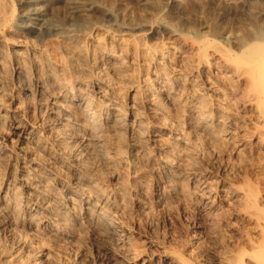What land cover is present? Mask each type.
Instances as JSON below:
<instances>
[{"label": "rangeland", "instance_id": "374dc122", "mask_svg": "<svg viewBox=\"0 0 264 264\" xmlns=\"http://www.w3.org/2000/svg\"><path fill=\"white\" fill-rule=\"evenodd\" d=\"M70 1L72 0H67V2ZM93 1L95 2V0ZM96 1H98L100 5L105 3V7L102 6L103 4L100 6L96 2V10H86L85 13L87 15L79 17L74 21L73 26L76 29V35L78 38L74 35L70 38H67L66 36L58 37V41L46 40L42 33L30 31L28 34H24L26 36L23 34L20 35L19 41L22 40L21 42L17 41V43H15V41L9 39V41L5 44L2 43V48L0 47V53L2 52L0 54V64H2V66L0 65V91H4V93L0 92V94L2 93L4 96L2 101H0V131L4 134H10L7 128V122H5L6 118L1 116L5 113L6 109L10 111H13L14 109L19 112L23 110L21 108L25 109V106L19 105L17 100H14L12 96L15 88L21 85V81H17L11 77L13 63L19 59L20 62H23L22 65L24 64L23 66H26L25 68L28 70L29 75L32 76L36 75L38 71L40 73L43 72V74H49L51 72H48L49 70L45 67L43 61V57L46 58L48 56L53 62H55L53 64L55 66H53V70L55 69L59 73V76H62L59 77L62 84L65 82L67 86L73 87V91L76 90L75 86H80L77 88L78 90L75 91L77 94L91 93V98L96 100L99 107L101 106L100 109L103 115L102 123L104 122L105 124L107 121H112L113 123V126L110 128V132L108 131L105 135L106 139L104 144H102L103 146L94 145V147L92 145L91 147V145H80V155L82 156L80 157L79 155L78 158H82L83 161L86 160L85 162L88 164H93H90L93 167V173L90 174L91 180L93 179L92 183L90 185L89 183H86V185H83L82 187L91 189L94 188L92 189L94 191L98 189L102 190L104 194L110 198V200L114 203L113 213L115 214V217H113V219L117 221V228H119V230L124 229L125 231H128L127 235L129 239L127 238V241L124 244L125 246H120V248L117 246L114 237L104 226L97 227L95 223L89 224L86 222L87 220L83 218L82 221L80 207H77V212L79 214L76 219L77 221L67 220V222H70L68 223L70 225V235L66 237H64L61 233H56V235H54L44 230L40 231V229L36 228L30 229L25 226L23 229L21 228L22 230L15 229V231L18 230V232H15L14 228L2 225L1 227L3 229L0 227V264H163L161 263V260L165 257V254L162 252L161 254V250L166 249L165 251L168 250V252H172L177 256L179 254L181 256L184 255L187 259V254L181 253V251H179V253L177 252V250L182 248V245H186L189 251L191 249L197 253H202L207 242L208 226L206 222V211L202 205L203 194H201L200 190L198 191L197 188L192 187L191 179L188 177L183 178V181L181 180L178 183L176 182L169 186L167 185L168 182L166 178L155 179V177L152 176H148L147 178L145 177V184L143 182L142 183L148 190L149 195L154 182L163 191H160V193H162L160 197L156 196V200H153L152 202L149 201L144 204L145 206H141L138 205L136 194L134 190H132V188H135L138 185L137 178L129 173L127 167L125 168L123 163H119V159H125V157L126 159H132L134 165H140L144 161L150 160L149 167L152 169L147 170L145 174L154 175L163 165V161L170 164V162L176 157H179L182 159L181 164H179L180 167L185 168V171H187L189 175L191 174V176H193L194 173H199L198 177H202L203 174H207L208 172L206 171V168H210V170L212 169V172L208 174L211 177L215 176V173L213 172H215L218 168V163L215 159L208 162L206 146H213L214 149H216L218 146L217 140L218 135L220 136L221 125L226 122V120L231 121L230 116L237 114V111L239 115L240 109L235 101H233V97H231L232 103H230V106L224 104V101L222 102V90L211 91L214 90V88L208 83H213L211 84L213 86H222V84L218 81L220 79L219 75L211 76L209 81L212 82L200 79L201 75L204 76L207 70L205 67L196 66V60L190 53V42L192 37L195 35L194 33L198 30L199 34L204 31V35L206 29H209L208 31H210V27H214L216 25V27L221 30L220 35H227L229 30H238L239 27L243 26V24L247 22V20L244 21L245 5L243 6V4L246 3L245 1L250 2L252 0H245L244 2H242L243 0H145L148 3H145L144 0H101L102 3L100 0ZM209 1H213V3ZM256 1L257 0H253L252 2L259 5L262 1L264 3V0H258V2ZM149 3H151V7L148 5ZM263 3L261 4L262 7L264 5ZM86 4L87 3H84V6L88 8L89 6ZM57 5L59 9L58 7H56L58 10L54 8L48 15L50 18L49 22H67L68 18L65 14V9H67L66 7H68V3L60 2ZM60 5L63 6L61 7ZM25 6L26 5L21 0H0V21L2 16L11 9H14L13 16L15 15L14 18L17 19L18 15L22 14L23 11L27 9V6ZM106 6L110 7V11ZM61 10L63 11L61 12ZM92 11H94V14ZM95 11L98 18L95 15ZM53 12H55L57 16H54L55 13L53 14ZM167 12L169 13L167 14ZM204 13L205 15H203ZM177 14L178 16H176ZM238 16L240 21L230 20L232 17L238 18ZM53 17H57L58 19H56L58 21ZM207 18L210 19V22L208 23L209 25L206 23L209 21V19L206 20ZM224 21L225 23L227 22V25ZM239 24L242 25L240 26ZM231 27L233 29H231ZM12 36L13 35L11 34V37ZM134 40L138 43V45L140 43V46H136V43L133 42ZM42 43H44V45ZM60 43H62V45ZM142 45L144 47H149V49L146 47L143 50L144 47ZM62 46L67 49L70 46V49H73V51H70L69 49L67 53L66 48H63ZM134 46L135 48H140L138 50L137 48L133 50ZM101 47L104 49H101ZM18 51H22L21 55L18 54ZM140 51H142L141 53L143 55H140ZM37 52H42L41 54H43L38 56L42 57V60L40 61L33 58L35 55L37 56ZM22 53L27 57L23 58ZM144 53L146 54L144 55ZM147 54L148 56H146ZM4 57H7V59ZM24 59H27L28 61ZM210 59L211 62L209 61V64L211 63L212 65L213 63L212 66L217 64V60L214 57H210ZM119 60L121 62H119ZM181 60L185 61L188 65L183 63ZM11 62L13 63L11 64ZM25 62L26 64L30 63V65L27 66ZM179 62H182L183 65ZM112 63H114V65ZM114 66L118 68H116L117 71ZM127 67L130 69L127 70ZM156 70H158V72ZM34 72L36 73L34 74ZM122 76H124L125 79ZM113 77H118L119 79H114ZM111 79L114 80L112 81ZM134 80H136V83L139 82L138 85ZM160 80L162 83H165L167 87L165 90L159 88L160 85L158 82ZM110 81L112 84H108ZM104 82H108L107 85L111 88V95L114 96L113 99L109 93L110 88H108V93H103L102 91V96L99 93L97 85L100 83L104 84ZM136 85L141 88L136 89ZM13 86L16 87L14 88ZM51 86L50 89H54L51 91L56 93L59 92L57 85ZM136 90H141L138 91L141 93L136 94L138 93ZM193 93H195L194 96ZM115 96L117 98H115ZM195 96H197L200 100L197 99L194 101L193 98ZM132 99H134V104L132 103ZM113 100H116L117 103ZM193 103L196 104V107ZM205 103H207V105L208 103L211 105L207 106L208 113L211 115L212 120H214V128L217 132V138L213 139L211 145L206 143L204 131L201 127H199L198 117L196 118V116H193L191 113L194 108L200 109L199 106L202 108ZM130 105L134 106L130 107ZM225 106L227 111L223 112L222 108ZM152 109L157 110V114H155L154 119L152 118L154 115H152ZM76 110L79 113V110ZM131 110H136L133 115L135 116L136 113H139V116H141L142 119H145V121H147L148 118L152 119L150 129L161 130L159 132L164 137H168L167 140L161 145L156 144L155 147L145 150L147 152L144 151L140 154L133 153L130 149V144L133 140H137L139 138L144 139L146 137V133L143 132V129H145V124L143 125V123L145 121L140 125L143 127L142 131L140 130L142 134H136L137 138L131 137L127 133V126L133 119V115L132 117L130 115ZM40 114L41 116L45 115L43 112ZM109 115L113 117L117 116L119 118L118 121L106 120ZM218 117H221L222 120L220 121ZM224 117L227 119L225 120ZM222 121L223 123H221ZM56 122H58L56 123L57 125L61 124L58 125V129L60 131L68 132L71 129L73 131V128L71 127L72 125L70 126L69 123L68 125L64 124L62 126V123H59L61 121L58 120ZM161 123L166 125L165 129L161 127ZM49 124L51 126H55V123L52 121H50ZM192 125H194V127ZM9 137H11V135H9ZM13 137L14 139L17 138L15 135ZM175 138H177V140H175ZM171 147L174 148V150L170 151ZM232 156L235 155L232 153ZM168 164L167 166L171 167V165ZM17 173L18 170L15 169L14 166H9L7 160L0 156L1 186L5 185V183L7 185L8 183V188H10V190L13 191L14 189V191L19 192V186L16 189L17 185H20V183H17ZM70 178L71 177L69 176L68 179L65 177L64 179L58 181L59 183L56 182L55 179L51 181L55 192L58 189L57 193L63 194L64 188L62 187L63 184L61 185V182H71L72 184L75 180L73 181ZM1 186L0 191L2 190ZM162 187H164V189ZM59 214L62 220L65 221L67 219V217H64V213ZM26 218H28L27 214L24 215V220H22L23 216L20 217V220L23 222L28 221L27 223L31 222L32 219L30 216L28 220ZM214 225L216 224L213 222L211 224L212 235H214L217 230V226ZM12 229L14 232H12ZM57 235H59V237ZM210 240L212 247L216 248L217 241L215 237H211ZM173 250H175V252H173ZM123 256L124 258L126 257L124 260ZM202 258L203 257H200L201 262H203ZM190 259L191 258L187 259V262ZM190 262L195 263V260L192 258Z\"/></svg>", "mask_w": 264, "mask_h": 264}, {"label": "bare ground", "instance_id": "6f19581e", "mask_svg": "<svg viewBox=\"0 0 264 264\" xmlns=\"http://www.w3.org/2000/svg\"><path fill=\"white\" fill-rule=\"evenodd\" d=\"M21 1L27 6V9H25L22 14H19L17 19L14 18L15 15L13 16L14 9H11L7 13H5V15H3L1 18L0 47L2 43L5 44L6 42L9 41V39L17 43V41H19L20 39L19 38L20 35L22 34L24 35L25 33L28 34V32L30 31L36 33H42V35L46 40H53V41L54 40L58 41L59 39L58 37H63V36L64 37L66 36L67 38L73 37L77 33L75 27L73 26L74 21L79 17H83L84 15H87L85 13L86 10L95 9L96 2L98 5H100L99 2L96 0L95 2L93 0H72L70 2H67V0H21ZM244 1L245 0H243L242 2ZM252 1L250 2L245 1L246 3L243 4V6L245 5L244 21L247 20V22H245L243 26H241L242 24L241 25L239 24L241 27L239 28L237 27L238 30L237 29L235 30L231 27V29L233 30L232 31L229 30V33L227 35L224 34L220 35L221 30H219V28H217L216 27L217 25L215 24L216 26L210 27V31H208L209 29L208 30L206 29V32L208 31L209 33L205 32V34L203 35L204 31L201 34H199L198 32L199 30L195 32L194 33L195 35L192 37V40L190 42V49H191L190 53L196 60L195 63L196 66L205 67L207 70L204 76L201 75L200 79L201 80L204 79V81L208 82L211 76L219 75L220 79L218 81L222 84V86H215V85L213 86L211 85L213 83H208L211 87L214 88V90L211 91L222 90L223 92L221 93L222 102L224 101L223 102L224 104L230 106V103H232L231 97H233L234 99L233 101H235V103L239 106L240 109L239 115L237 111V114H233L232 116H230L231 121L226 120L228 118V115L227 118L224 117L226 122L224 123L223 121L221 122L223 124L221 125V129L219 128L220 136L218 135V140H217L218 146L216 147V149H214L213 146H212L213 148L210 146L209 147L206 146L208 162L211 161L212 159H215V161H217L218 163V168L215 170V172H213L215 173V176L211 177L209 175L212 172L211 171L212 169L210 170V168H206L207 169L206 171L208 172L207 174H203L202 177H198L199 173L198 174L194 173L193 176H191V174L189 175V173L185 171V168L180 167L179 164H181L182 159L179 157L178 158L176 157L173 161L170 162V164L163 161V165L156 171L154 175L145 174L147 170L152 169L149 167L150 160H146L140 165H134L132 159H126V157L125 159L123 158L119 159V163H123L125 168L127 167L129 173L133 175L135 178H137L138 185L135 188H132V190H134L136 194L138 205L142 206L149 201L152 202L153 200H156V196L160 197L162 194L160 193V191L163 190H161V188L158 187L155 182L154 185H152L153 187L150 192V195L148 194V190L143 185L145 177L147 178L148 176L155 177V179L166 178L168 182L167 185L169 186L173 183L176 182L178 183L181 180L183 181L184 180L183 178L188 177L189 179L192 180L191 182L192 187L197 188L198 191L200 190L201 194H203L202 205L204 207V210L206 211V222H207L208 230H207V242L205 244L202 253H197L191 249L189 251L186 245H182V248H180V250H177L178 253L179 251H181V253L187 254L188 255L187 259L191 258L190 260H192L193 258L195 260V263H192L193 261L190 262V260H188L187 262V259L186 257H184V255L181 256L179 254L177 256L172 252H168V250L165 251L166 249L165 250L163 249L161 251L159 250L160 253L162 252L165 254V257L161 260V263L163 264H264V5L262 7L261 5L263 3L262 0H261L262 3L260 5ZM60 2L68 3V7H66L67 9H65L66 10L65 14L67 15L68 21L65 23H60V21L59 23H56V21L55 23L49 22L50 18L48 17V15L52 12L54 8L58 7L57 4H59ZM209 2L213 3V1H209ZM256 2H258V0ZM84 3H87L86 5H88L89 7L86 8L84 6ZM145 3L148 2L145 1ZM104 4L102 5L103 7H105ZM148 5L150 6L151 3H149ZM109 8L110 7H108L107 9ZM63 10H61V12ZM55 12L57 13L56 10ZM55 12H53V14ZM93 12L94 11H92V13ZM169 12H167V14ZM56 13L54 14V16L55 15L57 16L58 13L57 14ZM95 15L98 18L97 13ZM203 15H205V13ZM176 16H178V14ZM232 18L230 20L240 21L239 16L238 18H233V19ZM208 19L209 18H207L206 20ZM209 22L210 19L206 23L208 24ZM11 34L13 35L12 37ZM75 37H77V35ZM21 41L22 40H20L19 42ZM133 42H135V40ZM42 44L44 45V43ZM60 44L62 45V43ZM137 45L138 43H136V46ZM138 46H140V43ZM146 47L147 46H145L143 50ZM136 48L134 46L133 50H135ZM139 48H137V50ZM147 48L149 49V47ZM69 49L70 46L68 49L66 48L67 53ZM101 49L104 48L101 47ZM70 51H73V49H70ZM142 51H140V53ZM21 52L22 51H18V54L21 55ZM23 53H22L23 58L27 57L24 56L25 54ZM37 53H38L37 56L35 55L33 58L37 61L42 60V57H38L39 55H43L41 54L42 52L41 53L37 52ZM145 54L146 53H144V55ZM140 55L143 54L141 53ZM146 56H148V54ZM210 57H214L217 60L216 62L218 65L215 64L214 66H212L213 63L212 65L211 63L209 64V61L211 62ZM4 58L7 59V57ZM46 58L43 57L44 59L43 61L45 67L49 71L47 69L46 70L51 73L43 74V72L40 73L38 71V73L34 76L29 75L28 70L25 68L26 66H23L24 65V64L22 65L23 62H20L19 59H18L19 61L16 60L17 58L14 59L16 60L15 63L11 62V64L13 63L12 65L13 71L11 73L12 75L11 77H13V79L17 81H21V85L18 86L17 88H15L16 86L15 87L13 86L15 90L12 96L14 100L15 99L17 100L19 105L25 106V109L21 108L23 109L22 111L20 110L21 112L16 111L14 109L13 111L6 109L5 113L1 115L2 117L6 118L5 122H7L8 132L10 133L9 135H11V137H9L8 134H4L2 131H0V156H2V158H5L7 160L9 166H14L15 169L18 170L16 177H17V183H20V185H17V187L16 186H12V187H16L17 189L19 186L20 190L19 192L14 191V189L12 191L10 190V188H8L9 187L8 183L7 185L5 183L6 188L5 185L1 186L0 184V186L2 187V190L0 191V227L2 225L12 227L14 228L15 231V229L18 230L21 228L23 229V227L25 226L30 229L36 228V229H40V231L44 230L54 235H56V233L57 234L61 233L64 237H66L70 235L69 233L70 225L68 224L70 222L69 221L67 222V220H76L79 215L77 212L78 210L77 207H80V215L82 216V217L80 216L81 220L82 218L86 219L87 220V221L85 220L86 222H88L89 224L95 223L97 227L104 226L114 237L117 246L119 247L125 246L124 244L126 243L128 238L127 235L128 231H125L124 229H123L124 231L122 229L119 230V228H117V224H116L117 221L113 219V217H115V214L113 213L114 203L110 200V198L107 195L104 194L102 190L95 189L96 191H94L92 190L94 188L91 189V188L82 187L83 185H86V183H89V185L92 183L93 179L91 180L90 174L93 173V167L90 165L92 163L88 164L85 162L86 160L83 161L82 158L80 159L78 158V156L81 154L79 148L80 145H86V146L91 145L92 147V145L101 146L102 144H104L106 139L105 135L108 131L110 132V128L113 126V123L112 121L111 122L107 121L105 124L104 122L102 123L103 115L100 109L101 106L99 107L96 100H94V98H91L92 94L89 92L84 94H77L75 93V91L78 90L77 88H79L80 86L79 87L75 86L76 90L73 91V87L67 86L65 82L64 84H62L61 79H59L61 75L59 76V73L55 69L53 70V66H54L53 64L55 62H53L49 57L47 58V60ZM181 61L185 63V61L183 60ZM119 62L121 61L119 60ZM182 62L179 63L183 65ZM112 64L114 65V63ZM0 65L2 66V64ZM26 65L27 66L30 65V63ZM116 68L117 67H115V70ZM126 69L128 70L130 68L127 67ZM156 71L158 72V70ZM36 72H34V74ZM123 75L126 76L125 74ZM124 76L122 77L125 79ZM113 78L119 79L118 77H113ZM134 81L136 83V80ZM160 81L158 82L160 85L159 88L165 90L167 88L165 83L164 82L162 83V81L161 82ZM107 83L104 82V84L100 83L97 85V89H99L98 91L101 94V96H102V91L103 93H108V88L110 87L107 85ZM138 83L136 84L138 85ZM108 84H112L111 81ZM51 85H57L59 88V92L56 93L51 91L54 90V89H50ZM138 88L141 87L137 86L136 89ZM2 93H4V91ZM2 93L0 94V101H2V98L4 96ZM109 93L111 95L112 93L111 88ZM140 93L138 92L136 94H140ZM194 94L195 93H193V96ZM113 97L114 96H112V99ZM115 98L117 97L115 96ZM193 99L194 101H196L199 98L195 96ZM116 100L113 101L116 102ZM133 101L134 99H132V103ZM209 103L208 105L211 106ZM205 104L202 106V108L201 106H199L200 109L194 108L191 113L193 114V116H196V118L198 117L199 125H200L198 126L201 127V129L204 131L205 134L204 138L206 140V143L208 145H211L213 139L217 138L216 137L217 132L215 131L214 128V123H213L214 120H212L211 115L208 113V108H207L208 105L207 103ZM193 105H195L196 107V104L193 103ZM133 106L134 105H130V107ZM76 109L79 110V113ZM222 110L223 112H226L227 111L226 106L223 107ZM135 111L134 110L130 111L131 117ZM156 111H157L156 109H152L151 111L152 115L154 114L152 116L153 119L155 114H157ZM42 112L43 114H45L44 115L45 117L41 116L40 113ZM118 119L119 118L117 116L113 117L110 115L107 116L106 118V120H113V121H118ZM219 119L220 121L222 120L221 117ZM58 120L61 121L59 123H62V126L64 124L68 125V123L70 124V126L72 125L71 127L73 128V131L72 129L68 132L60 131L58 129L59 127L58 125L61 124L58 125L56 124L58 123L56 122ZM50 121L54 122L55 126H51L49 124ZM144 121L145 119H142L141 116H139V113H136L135 116L133 115V119L130 121V123L127 126V133L131 137H136V134L139 133L142 134L141 131L143 127L140 125ZM151 122L152 119L148 118L147 121L143 123V125L145 124V129H143V132L146 133V137L144 139L139 138L137 140H133V142L130 144L131 147L130 149L131 151H133V153L136 154L143 153L145 150H148L151 147L152 148L155 147L156 144L161 145L164 141L167 140L168 137L167 138L164 137L159 132L161 130L150 129ZM161 124H162L161 127L165 129L166 125L163 123ZM192 126L194 127V125ZM14 135L17 138L14 139L13 137ZM175 140H177V138H175ZM172 150H174V148L171 147L170 151ZM232 153L235 156H232ZM81 156L82 155H80V157ZM167 164L171 165V167L167 166ZM68 176L71 177L70 178L71 180L73 181L75 180V181L72 184L71 182L70 183L61 182V185L63 184L62 187L64 188V193L63 194L57 193L58 189L55 192L54 187H52L51 181L55 179V181L58 182L61 179H64L65 177L68 179ZM162 188L164 189V187ZM59 213L61 214L64 213L65 214L64 217H67V219L65 221L62 220V218H60L59 216L60 215ZM26 214L28 218L30 216L32 219L31 222L29 223H27L28 221L23 222L20 220L21 216H23L22 220H24V215ZM28 218L26 219L28 220ZM213 222L216 224L214 226H217V230L214 235H212V231H211V224ZM18 230L15 232H18ZM14 231L12 229V232ZM57 236L59 237V235ZM213 236L217 241L216 248H213L212 244L210 243L211 242L210 238ZM119 247L117 248L120 249L121 247L120 248ZM173 252H175V250H173ZM200 257H203L202 258L203 262L200 261ZM125 258L123 256V260Z\"/></svg>", "mask_w": 264, "mask_h": 264}]
</instances>
